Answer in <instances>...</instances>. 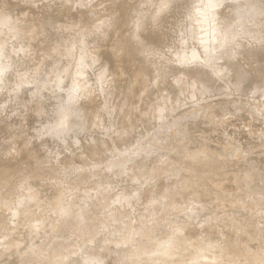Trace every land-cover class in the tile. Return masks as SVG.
Segmentation results:
<instances>
[{
    "label": "rangeland",
    "instance_id": "rangeland-1",
    "mask_svg": "<svg viewBox=\"0 0 264 264\" xmlns=\"http://www.w3.org/2000/svg\"><path fill=\"white\" fill-rule=\"evenodd\" d=\"M143 1L0 0V264L82 211L44 264H264V0Z\"/></svg>",
    "mask_w": 264,
    "mask_h": 264
},
{
    "label": "bare ground",
    "instance_id": "bare-ground-1",
    "mask_svg": "<svg viewBox=\"0 0 264 264\" xmlns=\"http://www.w3.org/2000/svg\"><path fill=\"white\" fill-rule=\"evenodd\" d=\"M99 1V0H98ZM145 1V0H144ZM143 1V2H144ZM177 0H146L144 3H143V6H144V10L146 11V12H157L158 14L156 15V16H154V18H157V20L156 21H158L159 20V18H160V16L162 15V14H164V13H166L168 10H173V6L177 3L176 2ZM218 2V1H217ZM101 3V2H100ZM190 3V2H189ZM159 8H158V7ZM177 6V5H176ZM188 7V6H187ZM172 8V9H171ZM227 8V7H226ZM229 10V9H228ZM144 11V12H145ZM145 12V13H146ZM255 12V11H254ZM257 12V11H256ZM261 12H262V10H261ZM144 13V14H145ZM225 13H227V12H225ZM143 14V15H144ZM245 14V13H244ZM146 15V14H145ZM145 15H144V18H145ZM187 15V14H186ZM241 15H243V14H241ZM7 18V16H5V17H3V18H1V21H0V23H2L3 25H6V26H4V29L3 30H5V28H7V26L9 25V23H7L6 21L9 19V17H8V19H6ZM142 18V17H141ZM169 18V17H168ZM148 19V18H147ZM141 21H142V19H141ZM144 21H145V19H144ZM6 22V23H5ZM17 22V21H16ZM15 22V23H16ZM143 22V21H142ZM146 22H148V21H146ZM145 22V23H146ZM153 22V21H152ZM12 23H14V22H12ZM156 23V22H155ZM158 23V22H157ZM156 23V24H157ZM11 24V23H10ZM147 24V23H146ZM254 24V23H253ZM11 25H13V24H11ZM155 25V24H154ZM256 25V24H255ZM14 26V25H13ZM13 26H11V27H13ZM16 26V25H15ZM14 26V27H15ZM141 26V25H140ZM3 27V26H2ZM9 27V26H8ZM145 27H146V25H145ZM145 27H140V29H139V31L140 30H142L143 29V31L145 32V31H147L148 30V27H146V29H145ZM150 27V26H149ZM236 27V26H235ZM10 28V27H9ZM256 28V31L254 32V33H252V34H249L248 35V39H247V44L249 45H254L256 48H260V46H262L263 45V41H264V22L263 23H261L260 25H258V26H256L255 27ZM12 29V28H11ZM3 30H2V33H3ZM8 30V29H7ZM6 30V31H7ZM65 30V29H64ZM154 30V29H153ZM8 31H10V30H8ZM152 31V30H151ZM155 31V30H154ZM17 33V31H15L14 30V32L13 33H11V35H9V37H8V41H10V42H13L14 40L16 41L17 39H20V38H22V36L20 37L18 34H16ZM5 33V32H4ZM150 33V32H149ZM180 35V34H179ZM3 36H5V34L3 35ZM24 37V36H23ZM139 40L141 39V35H139L138 34V36H136ZM190 37V36H189ZM188 37V38H189ZM101 38V37H100ZM149 38V37H148ZM87 39V38H86ZM143 39V38H142ZM155 39V38H154ZM191 39V38H190ZM23 40V39H22ZM21 40V41H22ZM150 40H152V39H150ZM20 41V42H21ZM249 41V42H248ZM20 42H19V44H20ZM178 42V41H177ZM187 44L189 43L188 41L186 42ZM190 43H193V40L190 42ZM17 44H18V41H17ZM135 44V43H134ZM23 46V45H22ZM137 46V45H136ZM188 46H190V45H188ZM23 47H25V46H23ZM173 47V46H172ZM27 48V47H26ZM80 49V48H79ZM75 51V50H74ZM165 52V51H164ZM13 53V52H12ZM30 53V52H29ZM28 53V54H29ZM173 53V52H172ZM172 53H170V54H172ZM24 54H26L27 55V53H24ZM91 54V53H90ZM167 54H168V52H167ZM254 54H256V53H254ZM260 54V53H259ZM26 55H24V58L23 59H25L26 57ZM144 55V54H143ZM228 55V54H227ZM29 57V56H28ZM229 57H233V53L232 52H229ZM228 57V58H229ZM251 57H253V56H251ZM97 58V57H96ZM150 59V58H149ZM20 60H22V59H20ZM98 60V62H99V59H97ZM146 60H148V59H146ZM171 60V59H170ZM251 60V59H250ZM249 59H248V61H250ZM147 62V61H146ZM168 62V61H167ZM169 62H171V61H169ZM237 62H238V60H237ZM239 62H240V60H239ZM173 63V62H172ZM242 63V62H241ZM57 64V63H56ZM55 64V65H56ZM145 64V63H144ZM172 64L170 63V66H171ZM239 65H240V63H239ZM246 65H249V62H248V64H246ZM104 66V65H103ZM221 66V65H220ZM147 67V66H146ZM148 67H150V66H148ZM241 67V66H240ZM144 68H145V66H144ZM151 68V67H150ZM174 68V66H172V69ZM167 69V68H166ZM171 69V68H170ZM175 69V68H174ZM225 69V68H224ZM146 70V69H145ZM160 70V69H159ZM244 70V69H243ZM108 71H109V69H108ZM149 71V70H148ZM168 71V70H167ZM170 71H172V70H170ZM170 71H168V72H170ZM110 72V71H109ZM146 72V71H145ZM167 72V73H168ZM243 72H245V71H243ZM158 73V72H157ZM246 73V72H245ZM69 74V73H68ZM168 74H170V73H168ZM190 74V73H189ZM244 74V73H243ZM173 75L174 74H172V75H170V76H172L173 77ZM245 75V74H244ZM178 76V75H177ZM232 76V75H231ZM66 77V76H65ZM176 77V76H175ZM174 77V78H175ZM245 76H243V77H241V79H239V82H242V81H244V79H246L245 81H248V79L247 78H244ZM247 77V76H246ZM69 78V77H68ZM191 79V78H190ZM190 79L188 80V81H190ZM87 80V79H86ZM45 81H46V79H45ZM150 81V80H149ZM113 82V81H112ZM165 82V81H164ZM171 82V81H170ZM197 82V81H196ZM184 83H186L185 81H184ZM189 83V82H188ZM247 83H249V81L247 82ZM26 84V83H25ZM25 84H22V85H19L18 86V88L20 89V88H22ZM246 84V83H245ZM42 85H45L44 84V82L42 83ZM161 85V84H160ZM49 86H52V85H49ZM48 86V87H49ZM65 86V85H64ZM71 86V85H70ZM232 86V85H231ZM238 86V85H237ZM251 86V85H250ZM38 87V86H37ZM42 87H44V86H42ZM46 87V86H45ZM44 87V89H46ZM47 87V88H48ZM83 87V86H82ZM264 87V86H263ZM62 88V87H61ZM188 88V87H187ZM242 88V87H241ZM249 88V87H248ZM50 89V88H49ZM60 89V88H59ZM164 89V88H163ZM173 89V88H172ZM37 90H39V89H37ZM43 89H41L40 91H42ZM52 90V89H51ZM68 90V89H67ZM78 90H79V88H78ZM165 90H166V87H165ZM40 91L39 92H37V94L38 93H40ZM53 91V90H52ZM152 91V90H151ZM35 92V91H34ZM156 92H157V90H156ZM41 94V93H40ZM69 94V93H68ZM85 95L86 94H82V95H80L79 97H85ZM171 95V94H170ZM169 95V96H170ZM175 96V95H174ZM89 98H91V96L89 97ZM165 98V97H164ZM111 100V99H110ZM152 100V99H151ZM154 100V99H153ZM78 102V101H77ZM104 102V101H103ZM152 102V101H151ZM107 104V103H106ZM63 105H64V103H63ZM109 105V104H108ZM147 105V104H146ZM155 105V104H154ZM44 106V105H43ZM71 107V106H70ZM152 107V106H151ZM58 111V110H57ZM80 112V111H79ZM76 114V113H75ZM198 114V113H197ZM60 115V114H59ZM67 115V114H66ZM193 117V116H192ZM191 117V118H192ZM68 118H69V116H68ZM70 118H71V116H70ZM73 118V117H72ZM244 118V117H243ZM79 119V118H78ZM68 120L69 119H67V121L65 120V122L62 120V122H60V124H58L57 126L58 127H62V123H63V128H65V126L64 125H66V127H69V125H68ZM183 120V119H182ZM71 121V120H70ZM73 121V120H72ZM75 122V121H74ZM227 124V123H226ZM241 125V124H240ZM51 129H53V128H51ZM55 129V128H54ZM40 130V129H39ZM44 131V130H43ZM60 131V130H59ZM39 132V131H38ZM51 132V131H50ZM216 133V132H215ZM53 133H51L49 136H50V139L51 140H53V141H56V143L58 142L57 140H56V135L54 136V135H52ZM48 136V137H49ZM74 136V135H73ZM41 138H42V136H41ZM46 139V138H45ZM65 139H66V136H65ZM260 139V138H259ZM47 140H49V138L47 139ZM59 140V139H58ZM60 141V140H59ZM59 144V143H58ZM260 148V147H259ZM62 149V148H61ZM37 152V151H36ZM40 153V152H39ZM59 153H61V152H58V155H60ZM62 154V153H61ZM207 160V159H206ZM60 164V163H59ZM81 170V169H80ZM75 172V171H74ZM96 176V175H95ZM38 183V182H37ZM90 183V182H89ZM38 185H39V183H38ZM94 185V184H93ZM21 187V186H20ZM38 187V186H37ZM34 190H36L37 191V189H34ZM260 190V189H259ZM86 191V190H85ZM82 192V191H81ZM84 192V191H83ZM91 192V191H90ZM94 192V191H93ZM96 192V191H95ZM35 193V192H34ZM88 194V193H87ZM91 194V193H90ZM84 195V194H83ZM89 196V195H88ZM87 196V197H88ZM254 196V195H253ZM25 197V196H24ZM262 197H264V196H262ZM54 199V198H53ZM52 199V200H53ZM2 201H3V199H2ZM54 201H55V199H54ZM22 203V202H21ZM56 203V202H55ZM55 205V204H54ZM13 210H15V209H13ZM149 211H150V209H149ZM83 212V211H82ZM82 212H80V213H75V214H73V213H70V214H68V216L67 217H65V218H63V220H62V223H58V226H55V225H53V227H52V230H50L49 232H46V231H44L43 233H41V239L43 240V241H41V243L42 242H49V241H51V240H55L56 239V241H55V244H51L52 245V247L51 248H48L47 250H44V251H42L41 253H40V255H36V253L34 254L33 252H34V250L36 251V245H38V244H35V243H33L34 242V240H31V235L28 237V239L26 240V239H24V240H22L21 242L20 241H18V240H16L15 239V236H13V235H10L11 233H7L8 235L6 236H4V238L6 239V241H7V248H6V250H5V252L3 253V257H4V261H3V263L1 262V264H44L45 262L47 263V260H48V257H50V254H51V252L53 251V250H56V249H61L62 247H64V246H66V245H71V243H72V239H74L75 237H76V229H78V227H81V226H84L85 224H86V218H87V216H84V213H82ZM60 218V217H59ZM62 218V217H61ZM142 218V216H141V214L138 216V218H136V221L137 222H139L140 221V219ZM144 218V217H143ZM142 218V219H143ZM172 218V217H171ZM140 223V222H139ZM90 225V224H89ZM130 226V225H129ZM89 228V227H88ZM131 228V227H130ZM81 229V228H80ZM84 230V229H83ZM76 231V232H75ZM65 233H67V235H65ZM1 234V233H0ZM13 234V233H12ZM15 235V234H14ZM75 235V236H74ZM124 238V237H123ZM33 239V238H32ZM76 239H80L81 240V237H77ZM75 239V240H76ZM83 239V238H82ZM125 239V238H124ZM79 241V240H78ZM52 242V241H51ZM38 243L41 245V243L38 241ZM244 243V242H243ZM38 246V248L39 247H41V246ZM94 249V248H93ZM86 252V251H85ZM29 254H32L31 256H29V257H27V255H29ZM75 254V253H74ZM36 255V256H35ZM89 255V254H88ZM136 255V254H135ZM25 257V258H24ZM96 256H94V255H90L89 257H88V261L89 262H91L92 260H94V258H95ZM107 258L108 257H105V263H107ZM124 258V257H123ZM152 258V257H151ZM70 259H71V257H70ZM96 259V258H95ZM211 259V258H210ZM249 260V259H248ZM87 261V262H88ZM70 262V261H69ZM83 262H85V261H83ZM96 262V261H95ZM77 263V262H76ZM254 263V262H253ZM83 264H87V263H83ZM89 264V263H88ZM103 264V263H102ZM144 264H146V263H144ZM229 264V263H228ZM237 264V263H236Z\"/></svg>",
    "mask_w": 264,
    "mask_h": 264
}]
</instances>
